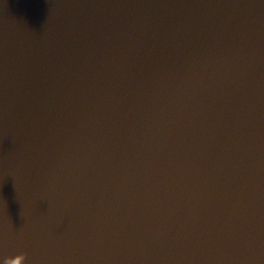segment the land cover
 Segmentation results:
<instances>
[{
    "label": "water",
    "instance_id": "water-1",
    "mask_svg": "<svg viewBox=\"0 0 264 264\" xmlns=\"http://www.w3.org/2000/svg\"><path fill=\"white\" fill-rule=\"evenodd\" d=\"M0 264H264V0H0Z\"/></svg>",
    "mask_w": 264,
    "mask_h": 264
}]
</instances>
